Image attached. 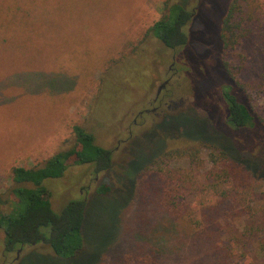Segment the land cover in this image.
<instances>
[{
  "label": "rangeland",
  "instance_id": "374dc122",
  "mask_svg": "<svg viewBox=\"0 0 264 264\" xmlns=\"http://www.w3.org/2000/svg\"><path fill=\"white\" fill-rule=\"evenodd\" d=\"M166 1L0 0V200L13 186L12 167H41L71 149L75 125L113 157L100 173L70 160L62 178L43 183L57 213L71 201L87 203L80 254L62 259L41 243L6 256L0 230V264H126L145 255L159 264H220L225 221L243 231L238 213L264 210V177L247 180L245 208L201 188L212 167L204 143L214 136L224 147L233 138L245 144L248 160L264 153V0H240L236 20L250 34L227 49L221 24L234 0H172L194 13L189 44L177 52L145 38ZM224 64L256 111L254 130L232 131L227 123ZM168 78L166 104L140 118ZM189 149H201L193 174L187 160L165 157ZM168 175H183L192 188L173 196L176 213L164 207ZM102 185L109 195L97 192Z\"/></svg>",
  "mask_w": 264,
  "mask_h": 264
},
{
  "label": "trees",
  "instance_id": "16d2710c",
  "mask_svg": "<svg viewBox=\"0 0 264 264\" xmlns=\"http://www.w3.org/2000/svg\"><path fill=\"white\" fill-rule=\"evenodd\" d=\"M239 2L240 0L233 1L222 20L220 44H223L225 49L239 45L241 40L250 34L249 29H244L242 21L236 20L241 13ZM162 12L163 17L146 31L145 38L154 37L166 48L177 52L189 44L188 27L193 20V10L167 0L162 6ZM224 65L230 77V84L225 85L222 99L228 111L227 123L233 128L232 131L254 130L259 127L256 111L248 104L244 96L235 90L234 81H236V88L241 89L243 85L235 79L228 65ZM165 93H168V89ZM73 132L76 136L74 147L56 153L43 166L12 167L10 179L13 186L6 191V200H0V230L4 233L6 256L41 243L48 244L54 254L62 259L74 258L83 251V226L87 203L83 200L71 201L60 213H57L52 207L51 191L43 183L48 179L62 178L68 168L67 162L70 160H73L76 165L95 164L96 172L100 173L111 169L113 157L112 151L97 145L94 135L83 127L75 125ZM231 141L232 147L229 148L221 145L218 136L211 138V142L204 143L210 151L212 167L204 175L201 188L211 190L222 202L235 201L245 208V194L252 187V182L257 177H264V153L259 152L256 157L248 160L247 153L250 154V152L246 151L245 144L240 146V149L237 145L235 146L234 138ZM200 150H175L167 153L165 157L169 161L175 158L187 160L189 171L193 174L199 162ZM249 164L253 167L252 170ZM168 176L169 180L165 182L167 199L164 201V207L171 213H176L181 205L178 198L174 199L173 196L179 197L180 192L185 193L192 188L188 187L183 175H180L177 180L172 175ZM250 177L251 184L247 181ZM97 192L107 196L111 192V187L102 185ZM237 216H240L246 225L241 231L239 225L234 224L231 218L225 221L222 229L223 236L219 239V250L222 255L220 264H247L248 258H250L248 264H264L262 260L264 210L257 215L243 209ZM126 264L159 263L150 255H145L140 261Z\"/></svg>",
  "mask_w": 264,
  "mask_h": 264
},
{
  "label": "flooded vegetation",
  "instance_id": "af4514ba",
  "mask_svg": "<svg viewBox=\"0 0 264 264\" xmlns=\"http://www.w3.org/2000/svg\"><path fill=\"white\" fill-rule=\"evenodd\" d=\"M176 65V59H175V62L172 64V66L170 67V71H172V70H174V66ZM170 78H168L165 82H167V84H166V86H165V88H163V90L160 92V93H158L157 92V94H156V97L154 98V100L152 101V104L154 105V108L153 109H151V110H149V109H145V110H143V111H141L140 113H139V117L140 118H142V116L144 115V114H149V113H152V114H155V115H157V110H159V109H161V107H163L165 104H166V97H168V96H170V95H168L167 93H165L166 91H167V89H168V86L170 85ZM164 82V83H165ZM159 91V90H158ZM165 93V94H164ZM138 117V118H139ZM138 118L136 117V119H135V121H134V123H135V125H137L138 124Z\"/></svg>",
  "mask_w": 264,
  "mask_h": 264
},
{
  "label": "water",
  "instance_id": "95a60500",
  "mask_svg": "<svg viewBox=\"0 0 264 264\" xmlns=\"http://www.w3.org/2000/svg\"><path fill=\"white\" fill-rule=\"evenodd\" d=\"M166 84H167V82L163 83V84L159 87V89H158V90H159L158 93H160V92L163 90V88H165Z\"/></svg>",
  "mask_w": 264,
  "mask_h": 264
}]
</instances>
